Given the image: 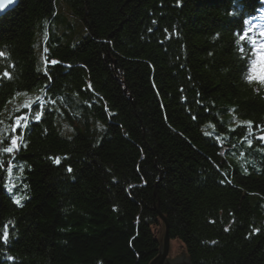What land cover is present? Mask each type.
I'll return each instance as SVG.
<instances>
[{"label":"trees","instance_id":"1","mask_svg":"<svg viewBox=\"0 0 264 264\" xmlns=\"http://www.w3.org/2000/svg\"><path fill=\"white\" fill-rule=\"evenodd\" d=\"M0 53V264H150L156 205L264 264V0H18Z\"/></svg>","mask_w":264,"mask_h":264},{"label":"water","instance_id":"2","mask_svg":"<svg viewBox=\"0 0 264 264\" xmlns=\"http://www.w3.org/2000/svg\"><path fill=\"white\" fill-rule=\"evenodd\" d=\"M18 0H11V3H7L6 0H0V3H3L5 6L0 8V17L4 15L7 11L12 9ZM156 210L160 214V218L162 219L165 225V232L162 238V246L158 255L152 260L150 264H191L190 260L188 259L185 254L183 256H177L176 259L170 260L168 258L169 248H170V236H169V225L167 219L162 215L159 211L158 205H156Z\"/></svg>","mask_w":264,"mask_h":264},{"label":"rangeland","instance_id":"3","mask_svg":"<svg viewBox=\"0 0 264 264\" xmlns=\"http://www.w3.org/2000/svg\"><path fill=\"white\" fill-rule=\"evenodd\" d=\"M26 100H28V102H26V104L29 106L31 104V97L27 96ZM185 254V251L183 249V246L181 245V242L179 240L176 239H172L170 241V248H169V254H168V258L170 260L176 259L177 256H183ZM186 256V254H185Z\"/></svg>","mask_w":264,"mask_h":264},{"label":"snow or ice","instance_id":"4","mask_svg":"<svg viewBox=\"0 0 264 264\" xmlns=\"http://www.w3.org/2000/svg\"><path fill=\"white\" fill-rule=\"evenodd\" d=\"M6 2L7 3H11V0H6ZM5 5L3 4V3H0V8H3ZM241 39H244V37H241ZM0 55H2V53H0ZM56 62L55 61H53V64H55ZM261 79V81L262 82H264V77H261L260 78ZM35 119L37 120V121H39L40 119H41V114L40 113H36L35 114ZM23 120H26V117H20V118H18V120H17V126H20V123H21V121H23ZM248 124H249V127H251V122H248ZM11 143H12V145H17V140L16 139H12L11 140ZM249 143H251V141H249ZM13 151V148L12 147H7V148H4V152L5 153H11ZM69 171H70V169H69ZM4 237L5 238H7L8 237V231H7V228H5V231H4Z\"/></svg>","mask_w":264,"mask_h":264}]
</instances>
